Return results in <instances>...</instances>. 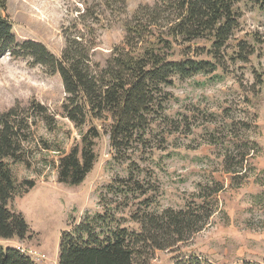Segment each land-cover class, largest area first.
<instances>
[{"label": "rangeland", "instance_id": "1", "mask_svg": "<svg viewBox=\"0 0 264 264\" xmlns=\"http://www.w3.org/2000/svg\"><path fill=\"white\" fill-rule=\"evenodd\" d=\"M154 2L129 0L128 16L142 4ZM84 3L8 0L4 14L11 20L18 41L41 42L60 57L66 47L63 29L80 15ZM239 7L241 26L230 43V55L238 42L246 40L256 54L247 63L227 60L226 69L217 73L221 80L207 75L175 79L168 89L171 100L164 113L168 120L159 121L148 146L132 156L143 171L136 176L159 190L156 195L150 193L154 201L150 211L184 209L202 201L204 194L215 213L191 240L171 250L152 252L139 264H175L178 257L193 256L203 264H264V10L247 2ZM123 38L119 24L104 31L97 60L104 63ZM196 43L200 47L208 44ZM64 98L59 75L51 76L42 67H33L28 59L9 54L0 58V113L17 103L25 108L35 101L45 105L58 120L54 132L42 121L34 130V138L25 146L31 167L12 163L19 182L36 181L27 195L17 196L11 204L23 214L30 232L24 241L15 237L0 242L26 253L46 255L35 264H57L61 233L86 214L102 212L100 196L106 187L131 175L130 163L113 160L109 136L102 134L96 145L98 162L86 181L72 187L59 183L61 154L69 153L86 130L76 129L62 117ZM215 184L223 190L212 196ZM112 201L109 195L107 202ZM135 209L118 215L131 230L140 228L129 218Z\"/></svg>", "mask_w": 264, "mask_h": 264}, {"label": "trees", "instance_id": "2", "mask_svg": "<svg viewBox=\"0 0 264 264\" xmlns=\"http://www.w3.org/2000/svg\"><path fill=\"white\" fill-rule=\"evenodd\" d=\"M128 1L85 0L80 15L63 29L66 47L57 57L41 42L18 41L4 14L8 0H0V58L9 54L28 59L33 67L59 75L65 92L62 117L78 130L86 127L80 142L58 160L59 183L72 187L86 181L98 162L96 145L102 134L109 136L113 160L130 163V177L116 179L101 194L103 211L86 214L61 233L57 264H139L152 252L191 240L215 213L204 194L202 201L184 209L150 211L151 195L159 190L136 176L143 171L132 156L148 146L154 126L168 120L164 114L171 100L168 89L175 79L207 75L221 80L217 73L226 69L227 60L247 63L256 54L246 40L238 42L230 55V43L241 26L239 6L247 2L264 10V0H155L152 5L142 4L131 16ZM115 24L124 30L123 42L102 63L96 56L100 38ZM199 41L208 44L200 47ZM41 121L50 132L57 128L56 115L35 101L25 108L17 103L0 113V241L28 238L30 226L11 204L17 196L27 195L36 181L19 182L12 163L31 167L25 146ZM215 187L212 196L223 190ZM109 195L114 199L110 203ZM132 207L136 209L129 218L139 230L125 227L118 218ZM0 264L35 262L19 248L0 242ZM175 264L203 262L195 256L178 257Z\"/></svg>", "mask_w": 264, "mask_h": 264}, {"label": "built area", "instance_id": "3", "mask_svg": "<svg viewBox=\"0 0 264 264\" xmlns=\"http://www.w3.org/2000/svg\"><path fill=\"white\" fill-rule=\"evenodd\" d=\"M19 250H21V249H19ZM22 252H24V251H22ZM24 253L27 254L28 256H30L35 263H36V261L37 262L43 261L46 258L45 254L43 255L42 253L36 252V251H29V253H26V252H24Z\"/></svg>", "mask_w": 264, "mask_h": 264}, {"label": "crops", "instance_id": "4", "mask_svg": "<svg viewBox=\"0 0 264 264\" xmlns=\"http://www.w3.org/2000/svg\"><path fill=\"white\" fill-rule=\"evenodd\" d=\"M15 247V246H14Z\"/></svg>", "mask_w": 264, "mask_h": 264}]
</instances>
